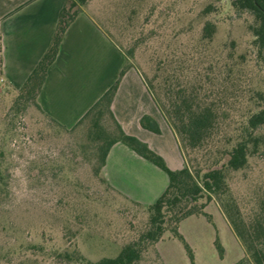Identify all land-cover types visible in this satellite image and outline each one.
I'll list each match as a JSON object with an SVG mask.
<instances>
[{
  "label": "rangeland",
  "instance_id": "rangeland-1",
  "mask_svg": "<svg viewBox=\"0 0 264 264\" xmlns=\"http://www.w3.org/2000/svg\"><path fill=\"white\" fill-rule=\"evenodd\" d=\"M88 5V12L125 55L132 53L127 63L153 81L161 99L170 65L160 62L167 55L171 59L172 53L190 54L194 73L179 78L183 86L201 77L207 82L205 74L197 76L198 70L212 66L218 76L210 75L207 88L218 91L224 83L223 66L230 64L233 75L221 90L264 95V69L256 62L249 31L252 19L237 14L229 0H91ZM210 5L217 10L205 15ZM207 21L217 25V32L206 43L201 37ZM1 63L0 45V264H88L117 257L144 231L146 209L115 193L96 172L99 143L90 138L91 123L65 131L31 103L18 104L17 92L3 87ZM247 98H238L235 109L240 114L255 108L254 102L241 104ZM105 126L111 130L108 117ZM258 134L264 136V128ZM228 183L229 194L212 203L223 210L235 200L251 222L264 199V146L244 170L228 174ZM180 232L194 251L195 264L235 261L225 235L230 251L221 260L214 244L207 242L209 228L196 218L185 221ZM160 250L167 264H191L177 239L160 243ZM139 264H160L153 247Z\"/></svg>",
  "mask_w": 264,
  "mask_h": 264
},
{
  "label": "trees",
  "instance_id": "trees-1",
  "mask_svg": "<svg viewBox=\"0 0 264 264\" xmlns=\"http://www.w3.org/2000/svg\"><path fill=\"white\" fill-rule=\"evenodd\" d=\"M90 1H66L51 44L24 86L17 92L16 102L21 105L31 103L39 114L65 131L75 130L89 121L93 127L90 129V138L99 143L97 146L99 165L96 170L98 174L105 166L111 148L116 143H123L165 172L169 178L168 187L156 202L144 207L148 213V220L139 237L123 246L117 257L103 258L88 264H139L149 247L154 248L160 264H165L157 245L167 234L182 242L191 264H195L194 251L181 234L180 225L193 216H204L212 223V216L206 212V208L217 197L221 199L229 194L228 174L244 170L248 166L249 159L256 156L264 146V136L258 134L264 128V95L263 93L251 95L245 92V96H240L239 92L227 93L221 90V86L227 88L225 82L233 75L234 68L230 64L223 66L226 73L224 83L219 86L218 91L214 92L216 87L210 90L207 88L210 75L215 73L214 76H218V73L211 72L212 66L206 67L203 71L198 70L197 76L205 74L207 82L201 77L199 82L187 80L183 86L178 81L179 78L182 76L186 78L194 73L188 64L191 62L188 58L189 53H183V58L172 53L171 59L167 55L160 62L162 65L171 66L170 69L165 68L166 72H164L166 74L162 85L164 100L156 95L153 81L143 76L157 106L180 142L186 159L185 166L180 170H172L165 159L148 144L125 133L112 112V103L120 83L128 69L132 67L129 63L121 71L117 81L77 125L72 129H66L43 113L37 98L47 79L49 68L57 59L67 29ZM229 2L237 14L247 15L252 19L249 25L253 37L252 47L256 62L264 69V0H229ZM216 10L215 6L210 5L203 13L208 15ZM216 32L217 25L207 21L202 29L201 40L206 43L211 42ZM127 57H132V53ZM239 97L243 99L248 97L247 102L244 100L241 104L254 102L255 108L240 114V111L235 109L236 104L240 103ZM234 99L236 103H231ZM107 117L111 123V130L106 129L105 126ZM141 125L153 133L161 134L158 122L151 116H144ZM100 178L106 182L101 176ZM107 185L115 193L130 201L109 184ZM130 202L141 206L133 201ZM223 210L246 250V256L235 264H264V199L258 214L251 222L246 221L235 200L231 205H224ZM215 247L220 259H224L225 248L219 237L215 240Z\"/></svg>",
  "mask_w": 264,
  "mask_h": 264
},
{
  "label": "crops",
  "instance_id": "crops-1",
  "mask_svg": "<svg viewBox=\"0 0 264 264\" xmlns=\"http://www.w3.org/2000/svg\"><path fill=\"white\" fill-rule=\"evenodd\" d=\"M67 0H0L1 77L3 87L18 92L48 50L57 29L60 13ZM89 6V5H88ZM87 6V7H88ZM87 7L67 29L60 51L48 71L37 98L43 113L66 129H72L117 81L127 64V56L103 30ZM36 110V109H35ZM112 112L125 133L135 136L162 156L172 170L186 164L177 135L166 121L149 91L143 74L132 66L123 77L112 103ZM144 116L155 119L161 134L141 125ZM100 176L128 200L143 207L156 202L169 184L165 172L135 151L116 143L110 150ZM213 208V210H211ZM204 216L190 217L209 228L207 242L214 244L218 235L225 248L230 244L237 263L246 250L221 207L211 203ZM220 222L221 225L218 224ZM223 234L225 235V238ZM157 245L166 263L160 243ZM220 258V257H219Z\"/></svg>",
  "mask_w": 264,
  "mask_h": 264
}]
</instances>
